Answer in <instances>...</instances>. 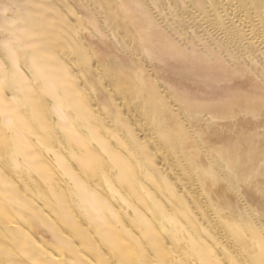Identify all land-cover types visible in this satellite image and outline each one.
Masks as SVG:
<instances>
[{
  "label": "bare ground",
  "instance_id": "1",
  "mask_svg": "<svg viewBox=\"0 0 264 264\" xmlns=\"http://www.w3.org/2000/svg\"><path fill=\"white\" fill-rule=\"evenodd\" d=\"M262 126L264 0H0V264H264Z\"/></svg>",
  "mask_w": 264,
  "mask_h": 264
},
{
  "label": "rangeland",
  "instance_id": "2",
  "mask_svg": "<svg viewBox=\"0 0 264 264\" xmlns=\"http://www.w3.org/2000/svg\"><path fill=\"white\" fill-rule=\"evenodd\" d=\"M110 39H111V38H110ZM99 40H100V41H103L102 39H99ZM110 41H111V40H106V42H110ZM117 54H121V53L118 52ZM228 84H229V83H225V82H223V83H221L220 86L223 87V86H226V85H228ZM242 122H243V121H241V120H240V121H239V120L237 121V123H238L239 125L242 124ZM258 130H259V132H263V131H264V127L262 126V127H260Z\"/></svg>",
  "mask_w": 264,
  "mask_h": 264
}]
</instances>
